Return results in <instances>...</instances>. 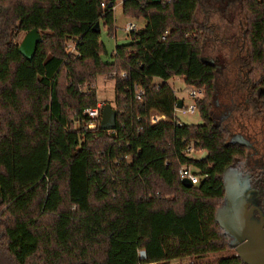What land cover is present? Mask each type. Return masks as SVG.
<instances>
[{
    "label": "trees",
    "instance_id": "obj_1",
    "mask_svg": "<svg viewBox=\"0 0 264 264\" xmlns=\"http://www.w3.org/2000/svg\"><path fill=\"white\" fill-rule=\"evenodd\" d=\"M117 1L0 0V264H168L235 252L215 214L224 171L245 149L213 113L218 68L204 49L218 40L215 2L123 0V15L146 24L103 61L100 32H114ZM237 4L244 31L219 42L256 91L264 88V0ZM32 29L42 41L27 61L17 38ZM98 75L114 79L113 131L85 112L98 103ZM174 77L202 89V124L174 121ZM152 112L166 120L150 124ZM184 165L197 170V184L181 183ZM199 264L245 263L235 252Z\"/></svg>",
    "mask_w": 264,
    "mask_h": 264
},
{
    "label": "rangeland",
    "instance_id": "obj_2",
    "mask_svg": "<svg viewBox=\"0 0 264 264\" xmlns=\"http://www.w3.org/2000/svg\"><path fill=\"white\" fill-rule=\"evenodd\" d=\"M215 4L210 6V11L212 14V22L219 26V31L215 33L216 41L210 40L204 49V55L207 59L215 61L218 68V76L216 79L217 84V97L215 99L216 107L213 108L214 117L218 122L223 123V126L231 131L237 129L235 122L232 121V117L238 118V111H233L229 113L232 115L229 119L224 116L227 112L225 106L230 103L229 96L237 104L236 106H243L246 111L249 110L251 103V95L248 93V88L246 85H242L244 78V71L238 74V65L235 61V54H232L228 47L221 45L219 42L221 39L230 38L232 35H241L244 31L242 26V19L239 13V6L237 0H212ZM231 2V3H230ZM114 13V27L115 30L112 34L108 33L107 28H102L100 32V39L105 46V52L102 53L101 58L103 61H110L111 54L115 49L116 45H122L129 43V32L126 31L125 26L129 22L136 24L138 29L145 26L146 20L144 18L134 19L126 17L122 13V2L117 1L113 8ZM200 16V14H199ZM25 33H19L17 42L18 44L22 41ZM244 51H242V56H244ZM173 89L175 96L181 99L185 105L191 103L188 97L189 87L185 85L182 79L179 77H174L167 82ZM241 83V84H240ZM95 88L97 101L99 103L110 104L114 109V79L107 75H98L95 80ZM248 99L246 104L244 101ZM247 107V108H246ZM225 113V114H224ZM156 115V113H154ZM153 114V115H154ZM161 114V113H159ZM223 114V115H222ZM163 115V114H161ZM220 116L223 120H220ZM186 119L192 124H202V118L199 112H195L192 115H186ZM194 155H197L194 154ZM194 170H196L194 168ZM235 253L233 250L221 251L217 253H212L203 256L202 258H184L181 260L174 259L168 264H199L203 262H209L215 259H220L227 255Z\"/></svg>",
    "mask_w": 264,
    "mask_h": 264
},
{
    "label": "water",
    "instance_id": "obj_3",
    "mask_svg": "<svg viewBox=\"0 0 264 264\" xmlns=\"http://www.w3.org/2000/svg\"><path fill=\"white\" fill-rule=\"evenodd\" d=\"M160 1V0H153ZM112 4L109 3V6ZM96 32L100 31L99 23L93 27ZM42 41L40 33L36 29H32L25 33L22 41L18 45V52L27 61H31L37 45ZM213 62V61H212ZM183 101L178 100L177 109H181ZM117 110L110 104L106 103L101 107V115L99 127L105 131H113L116 128ZM176 118L182 125H190L191 123L182 115ZM232 144L239 142L247 145L246 140L235 141L231 139ZM207 156L206 152L200 156L199 160H203ZM181 183L190 187L192 184L188 179H182ZM224 184V201L217 209L215 219L226 234L231 239L229 246L235 250L237 255L245 264H264V222L253 217L255 205L253 190L249 186L246 179L236 173L230 167H227L223 174ZM144 252H141V258H144Z\"/></svg>",
    "mask_w": 264,
    "mask_h": 264
},
{
    "label": "flooded vegetation",
    "instance_id": "obj_4",
    "mask_svg": "<svg viewBox=\"0 0 264 264\" xmlns=\"http://www.w3.org/2000/svg\"><path fill=\"white\" fill-rule=\"evenodd\" d=\"M248 93L252 97V106L249 110L243 109L241 104L236 106L237 102L235 103L230 95V103L227 106L224 105L227 112L224 116L229 119L232 117V115L229 116L230 112L235 110L239 112L238 118L233 116L231 119L235 122L237 129L229 132V142L231 139L235 141L244 139L248 144L234 143L245 149V156L235 159L231 169L249 182L255 200V205H249V208L254 206L253 217L264 222V88L256 91L248 89ZM244 102L247 104L249 101L246 99ZM220 120H223L221 116ZM219 123L223 125L222 121Z\"/></svg>",
    "mask_w": 264,
    "mask_h": 264
},
{
    "label": "built area",
    "instance_id": "obj_5",
    "mask_svg": "<svg viewBox=\"0 0 264 264\" xmlns=\"http://www.w3.org/2000/svg\"><path fill=\"white\" fill-rule=\"evenodd\" d=\"M121 1H123V0H121ZM108 2H109V0H102V2L100 3L101 7L104 8L108 4ZM125 29L128 32H132V31H137L138 27L136 26L135 23L129 22V23L126 24ZM162 39H164V37H162ZM67 49L69 50V52H75L76 53V50H75V47H74L73 44H68ZM119 76L120 77H125L126 73L125 72H120ZM134 93H135V98L137 100H139L143 96L144 90L141 87L135 85L134 86ZM201 96H202V89H198V88H190L189 89L188 97L191 100V103H189L187 105H185L183 103L181 109L175 108L174 121H176V124L182 125L179 122V120L176 118V116L178 114L182 115L184 118H186V115H192L195 112H198L196 101ZM101 107H102V104L97 103V105L94 108L87 109L85 112L92 120H95V119L100 117ZM154 113H156V112H154ZM153 114H151L149 116L150 124H156L158 122L166 120V117L164 115H161L159 113H156V115L155 114L153 115ZM94 126H95L94 122L90 123L88 125V127H90V128H93ZM186 152L187 153H192L193 152L192 151V147L188 146ZM178 174H179V178L181 180L182 179H188L191 184H197L199 182V176L197 175V170H194V167H192L190 165H184V166L180 167V169L178 171Z\"/></svg>",
    "mask_w": 264,
    "mask_h": 264
},
{
    "label": "crops",
    "instance_id": "obj_6",
    "mask_svg": "<svg viewBox=\"0 0 264 264\" xmlns=\"http://www.w3.org/2000/svg\"><path fill=\"white\" fill-rule=\"evenodd\" d=\"M119 1H121V0H119ZM121 2H123V1H121ZM179 78H180V77H179ZM180 79H181V78H180ZM158 81H159L158 79H155V80H154L155 83L158 82ZM98 103H99V102H98ZM99 104H103V103H99ZM153 113H154V112H152L151 114H153ZM156 113H158V112H156ZM151 114H150V115H151Z\"/></svg>",
    "mask_w": 264,
    "mask_h": 264
}]
</instances>
